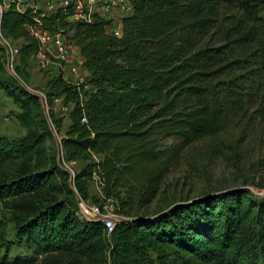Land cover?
Segmentation results:
<instances>
[{
  "label": "trees",
  "instance_id": "trees-1",
  "mask_svg": "<svg viewBox=\"0 0 264 264\" xmlns=\"http://www.w3.org/2000/svg\"><path fill=\"white\" fill-rule=\"evenodd\" d=\"M128 2L119 37L96 14L69 21L70 7L42 16L10 4L1 17L3 36L21 42V67L40 53L27 29L39 22L67 36L88 74L83 84L57 76L49 85V97L73 105L61 139L63 164L79 166L72 175L47 146L39 98L0 81L26 130L0 137V211L14 238L40 264H264V198L245 189L130 217L110 236L101 222L79 219L78 201L89 200L93 182L104 201L146 208L182 153L200 168L235 148L231 132L243 136L264 122V0ZM4 228L0 217V264L30 262L8 257Z\"/></svg>",
  "mask_w": 264,
  "mask_h": 264
},
{
  "label": "rangeland",
  "instance_id": "rangeland-1",
  "mask_svg": "<svg viewBox=\"0 0 264 264\" xmlns=\"http://www.w3.org/2000/svg\"><path fill=\"white\" fill-rule=\"evenodd\" d=\"M50 0H19L20 8L32 6L39 10H47ZM48 11V10H47ZM130 13V10L115 14L111 23H118L121 17ZM7 42L9 45H7ZM20 41H12L2 37L0 39V81L13 93L24 91L36 95L41 104V117L47 122L51 137L47 140L50 152L57 156L59 163L70 175L79 170V166H65L61 159V139L68 127V114L73 105L65 103L62 96H48L50 82L62 73L57 61L50 59L47 66L41 67L39 54L31 59L24 67L20 66L15 57L13 70L6 67V59L10 58L9 49H18ZM74 57H78L75 53ZM85 74V73H84ZM86 75V74H85ZM70 82V81H69ZM73 83V82H70ZM88 89V87L86 88ZM52 95V94H50ZM20 109L8 93L0 91V137L6 140L20 138L26 134V130L19 122ZM57 123L60 129L57 131ZM58 124V125H59ZM245 135L238 131L231 132L227 139L235 143V148L226 151L224 157L211 162L200 161L203 166L189 167V150L181 154V161L177 168L173 169L162 182L155 201L143 209L121 208L118 203L111 200L104 201L101 187L93 182L88 190L89 200L86 205L100 208V213L119 221L130 219L133 216L154 215L176 203H184L200 199L204 195L215 196L221 192L233 189H245L253 200L264 198V122L261 128L248 129ZM174 140L165 141V145H173ZM197 144L191 151L200 149ZM79 214V213H78ZM5 228L6 240L11 243L8 257H30L27 264H40V258L32 256L33 251L18 244L14 238L13 224L4 211H0ZM79 217V215H78ZM81 220V219H80ZM82 221V220H81ZM4 246V245H3ZM1 250V255L3 254Z\"/></svg>",
  "mask_w": 264,
  "mask_h": 264
},
{
  "label": "built area",
  "instance_id": "built-area-1",
  "mask_svg": "<svg viewBox=\"0 0 264 264\" xmlns=\"http://www.w3.org/2000/svg\"><path fill=\"white\" fill-rule=\"evenodd\" d=\"M10 4H14L18 11H23L25 8L39 10L32 6L21 9L19 0H0V39H2V37L4 39L1 31V17ZM69 7L72 9V15L68 18L69 21H90L91 16L94 14L105 20L112 21L115 14L130 10L128 0H50L47 9L48 11H40L42 16H46L58 9H66ZM123 17H121V19ZM112 24L113 23L110 22L107 27V32L115 37H119L121 32L115 29ZM27 29L40 44L41 49L39 55L42 56V59L40 60L41 67L47 66L50 63V59H54L58 64H62H59V67L62 68L60 76L65 82H73L71 81V78H75L73 84H83L85 82L86 71L82 68V59L77 52V48L68 40L66 35L50 33L43 29L39 22L32 27H27ZM5 43L9 45L7 42ZM9 50L10 58L6 59V67L13 70L15 57L18 58L19 50L12 48ZM75 53L78 54V57L76 58L74 57ZM84 121L85 120L82 122ZM78 208L79 219L101 222L108 236L113 233L116 225L115 220L110 216L100 213V208L87 206L86 202L81 200L78 201Z\"/></svg>",
  "mask_w": 264,
  "mask_h": 264
},
{
  "label": "crops",
  "instance_id": "crops-1",
  "mask_svg": "<svg viewBox=\"0 0 264 264\" xmlns=\"http://www.w3.org/2000/svg\"><path fill=\"white\" fill-rule=\"evenodd\" d=\"M112 26L115 28V29H117L119 32H121V21L120 22H118V23H114V24H112ZM77 52H78V54L80 55V53H79V50L77 49ZM88 77V74H87V72H86V78ZM71 81H75V78H71ZM87 90H89V88L87 89Z\"/></svg>",
  "mask_w": 264,
  "mask_h": 264
}]
</instances>
